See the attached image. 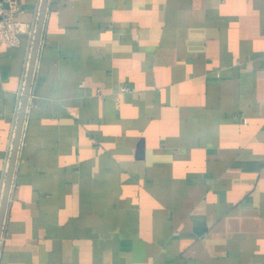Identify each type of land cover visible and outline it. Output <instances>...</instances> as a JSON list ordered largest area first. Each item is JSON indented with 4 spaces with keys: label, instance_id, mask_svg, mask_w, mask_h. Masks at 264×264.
Returning a JSON list of instances; mask_svg holds the SVG:
<instances>
[{
    "label": "crops",
    "instance_id": "0c3cea01",
    "mask_svg": "<svg viewBox=\"0 0 264 264\" xmlns=\"http://www.w3.org/2000/svg\"><path fill=\"white\" fill-rule=\"evenodd\" d=\"M19 1L0 199L42 0ZM0 264H264V0H48Z\"/></svg>",
    "mask_w": 264,
    "mask_h": 264
},
{
    "label": "water",
    "instance_id": "95a60500",
    "mask_svg": "<svg viewBox=\"0 0 264 264\" xmlns=\"http://www.w3.org/2000/svg\"><path fill=\"white\" fill-rule=\"evenodd\" d=\"M47 2L48 0L41 1L36 26L32 34V45H31V50H30L26 81H25L23 94L21 97L20 105H19L10 157H9V161H8V165H7V169L5 173L3 191H2L1 199H0V238H1V233H2L3 224H4L9 191L11 188V183H12V178H13V173H14L15 161H16L17 152L19 149V144H20L23 122H24L25 113L27 109V102H28L29 92L31 88L33 73L35 69V63H36L37 53L39 49L41 33L43 29L45 13L47 9Z\"/></svg>",
    "mask_w": 264,
    "mask_h": 264
},
{
    "label": "built area",
    "instance_id": "2783aa9c",
    "mask_svg": "<svg viewBox=\"0 0 264 264\" xmlns=\"http://www.w3.org/2000/svg\"><path fill=\"white\" fill-rule=\"evenodd\" d=\"M21 10L19 0H0V44H16L19 41V27L15 20L16 14ZM131 87L123 85L121 92L131 91Z\"/></svg>",
    "mask_w": 264,
    "mask_h": 264
}]
</instances>
